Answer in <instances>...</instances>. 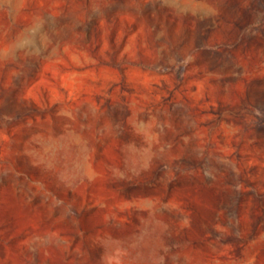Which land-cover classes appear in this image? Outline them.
I'll return each mask as SVG.
<instances>
[{"label": "rangeland", "instance_id": "374dc122", "mask_svg": "<svg viewBox=\"0 0 264 264\" xmlns=\"http://www.w3.org/2000/svg\"><path fill=\"white\" fill-rule=\"evenodd\" d=\"M263 52L264 0H0V264H264Z\"/></svg>", "mask_w": 264, "mask_h": 264}, {"label": "bare ground", "instance_id": "6f19581e", "mask_svg": "<svg viewBox=\"0 0 264 264\" xmlns=\"http://www.w3.org/2000/svg\"><path fill=\"white\" fill-rule=\"evenodd\" d=\"M232 2H233V1H232ZM219 3H220V2H219ZM217 4H218V3H217ZM224 4H225V3H224ZM224 10H226V9H224ZM214 11H215V10H214ZM195 12H196V11H195ZM200 12H201V10H200ZM215 12H216V11H215ZM224 12H225V11H224ZM196 13H197V12H196ZM194 14H195V13H194ZM194 14H193V15H194ZM234 14H235V13H234ZM195 15H196V14H195ZM205 15H206V14H205ZM227 16H228V15H227ZM197 17H198V16H197ZM197 17H196V18H197ZM223 17H224V16H223ZM228 17H229V16H228ZM213 21H214V20H213ZM201 22H202V21H201ZM211 22H212V21H211ZM227 23H228V22H227ZM240 23H241V22H240ZM222 25H224V24H222ZM222 25H221V26H222ZM217 28H218V27H217ZM215 29H216V28H215ZM225 29H226V28H225ZM211 31H212V30H211ZM213 31H214V29H213ZM213 31H212V32H213ZM249 31H250V30H249ZM249 31H247V32L244 34V40H247V39L249 38ZM181 34H182V33H181ZM175 35H176V34H175ZM218 35H219V34H218ZM251 37H252V36H251ZM184 40H185V39H184ZM184 40H183V41H184ZM230 40H231V39H230ZM185 41H186V40H185ZM259 41H260V40H259ZM260 43H261V42H260ZM236 45H237V44H236ZM254 46H255V45H254ZM260 46H261V45H260ZM238 47H239V45H238ZM254 48H255V47H254ZM258 48H259V47H258ZM249 50H250V49H249ZM250 51H253V52H254V50H252V48H251ZM236 53H237V52H236ZM263 53H264V52H263ZM237 54H238V53H237ZM245 54H246V53H245ZM221 55H222V54H221ZM222 56H223V55H222ZM250 56H251V55H250ZM250 56H249V57H250ZM262 56H263V55H262ZM263 57H264V56H263ZM263 57H262V58H263ZM209 58H210V57H209ZM224 58H225V57H224ZM243 58H244V57H243ZM246 58H247V57H246ZM213 61H214V60H213ZM223 61H224V60H223ZM220 62H221V61H220ZM226 62H227V61H226ZM228 62H229V61H228ZM242 62H243V61H242ZM242 62H241V63H242ZM238 63H239V62H238ZM241 63H240V64H241ZM240 64H239V65H240ZM249 64H250V63H249ZM263 64H264V63H263ZM250 65H251V64H250ZM216 66H217V65H216ZM218 66H219V65H218ZM246 66H247V64H246ZM221 67H222V66H221ZM224 67H225V66H224ZM253 67H254V66H253ZM261 67H262V66H261ZM261 67H259V69H260ZM222 69H223V68H222ZM249 69H250V67H249ZM256 70H257V69H256ZM261 70H262V69H261ZM223 71H224V69H223ZM228 71H229V70H228ZM228 71H227V72H228ZM242 71H244V70H242ZM242 71H241V72H242ZM250 72H251V74H253L252 71H250ZM225 73H226V72H225ZM244 73H245V72H244ZM227 74H228V73H227ZM238 75H239V74H238ZM255 75H256V74H255ZM261 75H263V74H261ZM241 76H242V74H241ZM241 76H240V77H241ZM259 77H260V76H258V78H259ZM242 78H243V77H242ZM237 79H238V78H237ZM243 80H244V79H243ZM243 80H242V81H243ZM227 81H228V80H227ZM231 81H232V80H231ZM245 81H246V80H245ZM243 82H244V81H243ZM229 83H230V82H229ZM229 83L227 82V84H229ZM242 85H243V84H242ZM229 86H230V84H229ZM248 96H249V95H248Z\"/></svg>", "mask_w": 264, "mask_h": 264}]
</instances>
